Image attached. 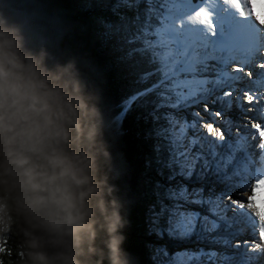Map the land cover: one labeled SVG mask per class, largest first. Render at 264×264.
I'll return each instance as SVG.
<instances>
[{
  "label": "snow or ice",
  "instance_id": "obj_1",
  "mask_svg": "<svg viewBox=\"0 0 264 264\" xmlns=\"http://www.w3.org/2000/svg\"><path fill=\"white\" fill-rule=\"evenodd\" d=\"M251 3L116 0L117 22L104 25L106 36L138 45L128 57L139 53L147 65L135 81L143 87L122 101L111 122L121 125L139 101L153 106L154 122L164 121L154 136L157 171L167 183L156 185L159 209H150V231L213 246L172 253L157 247L154 264H264V215L251 195L232 198L264 185V18ZM200 104L211 122L199 111L187 118ZM233 109L254 117L235 125ZM246 232L251 239L241 243Z\"/></svg>",
  "mask_w": 264,
  "mask_h": 264
},
{
  "label": "clouds",
  "instance_id": "obj_2",
  "mask_svg": "<svg viewBox=\"0 0 264 264\" xmlns=\"http://www.w3.org/2000/svg\"><path fill=\"white\" fill-rule=\"evenodd\" d=\"M99 92L0 12V200L20 264H129Z\"/></svg>",
  "mask_w": 264,
  "mask_h": 264
},
{
  "label": "trees",
  "instance_id": "obj_3",
  "mask_svg": "<svg viewBox=\"0 0 264 264\" xmlns=\"http://www.w3.org/2000/svg\"><path fill=\"white\" fill-rule=\"evenodd\" d=\"M115 2L0 0V12L12 21L23 23L54 55L76 58L85 78L99 92L105 139L112 155L113 183L124 205L122 214L126 225L122 247L129 264H154V248L146 245L145 239L150 235V209L153 205L159 209L156 181H166L157 171L155 146L158 141L154 138V129L164 121L154 122L149 115L153 106H142L143 101H139L121 125L111 122L120 111L122 101L143 87L135 81L147 68L139 53L128 57L129 49L138 45L118 43L116 37L105 35V23L117 22L111 11ZM19 225L6 201L0 200V264H20L23 259Z\"/></svg>",
  "mask_w": 264,
  "mask_h": 264
},
{
  "label": "rangeland",
  "instance_id": "obj_4",
  "mask_svg": "<svg viewBox=\"0 0 264 264\" xmlns=\"http://www.w3.org/2000/svg\"><path fill=\"white\" fill-rule=\"evenodd\" d=\"M258 70V69H257ZM240 87H243V85H240ZM209 110L210 111H216L219 110V105L218 104H209ZM166 111V110H161V112ZM192 111H199L201 113V116L203 118L204 122H211V117L208 116V114L206 112H204V105L200 104L195 106L192 109L187 110V112L189 113L188 115V119H192L190 113ZM183 115V113H182ZM228 116L233 120L235 125H244L247 122V117H254V113H248L247 116H245L244 114H242L241 112L233 109L231 111L228 112ZM219 123V121L217 122ZM238 129L236 127L233 128V133H235ZM155 139H157L154 136ZM158 141V140H157ZM156 183H161V184H166L167 181H162L160 179H157ZM217 191H219V187L217 188ZM247 195H251L252 196V200L250 201V203H252L254 205V207L256 208L257 211H259L261 213V215H264V185L255 188L253 190V192L248 193L246 195H240L239 194V190H236L233 192V199L236 200H247ZM153 202L151 201L150 205L152 206ZM149 228L151 227L150 222H149ZM239 241H241V243L244 240H249L251 239L250 234L249 233H245L244 235L240 236L237 238ZM145 243L146 245L150 246L151 248H157V247H166L167 250L169 251V253L184 249V248H190V249H196L199 247H204V248H211L213 247L212 245H209L207 243H203V244H198L195 242V238H193L192 241H175V240H171L169 239L166 235L161 238L159 236H157L156 234L154 235L153 232L150 231V235L145 239Z\"/></svg>",
  "mask_w": 264,
  "mask_h": 264
},
{
  "label": "bare ground",
  "instance_id": "obj_5",
  "mask_svg": "<svg viewBox=\"0 0 264 264\" xmlns=\"http://www.w3.org/2000/svg\"><path fill=\"white\" fill-rule=\"evenodd\" d=\"M250 7L257 16L264 18V0H252Z\"/></svg>",
  "mask_w": 264,
  "mask_h": 264
}]
</instances>
